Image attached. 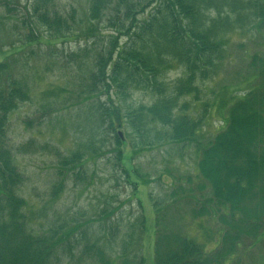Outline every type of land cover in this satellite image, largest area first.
Here are the masks:
<instances>
[{"label":"trees","instance_id":"16d2710c","mask_svg":"<svg viewBox=\"0 0 264 264\" xmlns=\"http://www.w3.org/2000/svg\"><path fill=\"white\" fill-rule=\"evenodd\" d=\"M6 1L0 0V4ZM88 1V20L99 22L107 14L109 27L115 34L109 39L110 50L95 55L91 80L85 85L87 98L98 102V119L104 123L107 117L110 119L107 133L119 129L120 125L115 128L114 123L120 120L126 124L129 135H136L138 140L128 149L130 155L143 144L145 148L191 146L198 153V176L211 193L205 199L197 198L182 186L172 192V204L181 201L188 209L190 217L186 220L189 221L184 218L183 224L190 227L195 224L194 229L198 231L195 238L181 233L177 221L174 226L171 224L168 216L172 204L152 203L154 264H242L239 258L242 250L264 245V55L250 56L248 65L252 73L249 80L245 77L249 85L241 83L225 96L223 91L214 99L212 107L219 108L222 116L219 118L221 130L213 139L200 141L197 133L208 106H204V115L198 121L183 114L182 109L186 107L179 108L177 102L189 96L198 100L194 97L200 93L198 83L215 76L233 58L228 49L232 33L248 36L250 32H264V0ZM33 12L48 39H66L75 29L76 38L85 41L83 51L91 53L86 46L99 37L98 30L89 27L84 33L78 32L73 9L62 15L42 4L40 8H33ZM139 15L144 18L137 20ZM36 28L35 23L29 24L24 45L43 39L36 35ZM118 37L125 39L120 47ZM173 64L182 68V78L165 85L161 78ZM8 68V63H0V264H59L55 261L58 252L70 253L72 241H78L77 233L86 231L87 224L58 227L41 235L34 230L38 220L16 194L22 177L6 142L9 117L28 99V91L21 81L7 76ZM241 85L243 90L238 88ZM127 87L151 95V104L122 111L116 99L124 100L129 95L125 91ZM102 95L106 97L105 102H101ZM113 139L116 162L126 181L135 189L138 182L145 184L132 167L130 155L121 151L126 140L122 141L117 134ZM82 156L77 153L61 158L60 177L75 169ZM131 177L135 181L128 180ZM61 183L53 186L51 201L59 195ZM204 188L200 187L201 192ZM106 210L100 211L105 222L102 229L115 242L118 229L112 226L110 217L116 209L110 213ZM209 218L217 229L216 234H209L207 227V233L204 231ZM135 221L133 226H137V235L141 236L136 238L137 230L133 228L122 233L115 256L110 254L114 243L102 244L97 237L83 246L80 257L88 259L90 264H145L140 247L147 231L146 222L142 217ZM82 238L79 235V240ZM207 245L212 248L206 249Z\"/></svg>","mask_w":264,"mask_h":264},{"label":"rangeland","instance_id":"374dc122","mask_svg":"<svg viewBox=\"0 0 264 264\" xmlns=\"http://www.w3.org/2000/svg\"><path fill=\"white\" fill-rule=\"evenodd\" d=\"M42 4L48 10L62 15H67L73 9L78 32L84 33L89 27L98 30L96 32L99 37L86 46L91 53L83 51L85 41L76 38L78 35L73 34L75 29L72 34H67L66 39H48L33 12V8H40ZM88 7V0H8L0 4V63H8L7 76L21 81L28 91V99L10 115L6 134L13 163L22 177L16 194L27 203L29 211L33 210L32 215L38 220L34 230L40 235L58 227H73L86 222V231L77 233L78 241H72L71 252H58L55 261L59 264H90L88 259L80 256L83 246L97 237L102 244L107 241L111 245L114 243L110 254L115 256L117 249H120L117 241L121 239L122 233L133 228L138 234L137 226L133 224L139 217L145 218L147 230L143 235L140 251L145 264H154L152 233L155 225L152 203L164 201L172 204V192L180 186L197 198L201 196L205 199L211 193L198 176V153L191 146L145 148L147 146L143 144L138 145L133 150L135 154L130 155L128 149L138 138L132 133L129 135L130 131L128 132L124 122H113L115 128L118 125L120 128L112 134L107 133L106 128L111 123L107 122L110 119L107 117L105 123L98 119V102L87 98L88 88L85 85L91 80L95 55L110 50L109 39L115 34L109 27L110 16L106 14V18L101 21L90 22ZM41 11L42 8L38 13ZM142 18L143 15L137 16V20ZM30 23L32 26L36 24L35 33L43 39L38 43L24 45ZM230 40L228 49L233 58L218 69L215 76L198 83L200 93L194 96L198 100L189 96L179 98L177 102L179 108L186 107L184 110L181 108L183 114L198 121L204 115V106H208L197 131L200 141L213 139L221 130L219 118L222 111L212 107L214 99L219 98L221 92L224 91L225 96L239 84L247 82L245 77L248 79L252 73L248 65L250 56L264 55V32H250L248 36L232 33ZM124 42V37H118L117 46H122ZM70 56L75 59H69ZM104 66L105 64L101 69ZM182 72V68L173 64L161 79L165 85H172L182 78ZM245 84L249 85V82ZM241 86L238 88L243 90V85ZM125 91L129 95L124 100L116 99L122 111L128 107L135 109L138 106H149L152 102L151 95L135 87H127ZM101 98V102L106 101L104 95ZM108 132L112 131L109 129ZM116 134H121L119 138L122 141L126 140L121 151L126 156L130 155L132 167L145 182H138L136 189L126 181L125 174L116 162L113 139ZM77 153L83 155L80 164L60 177L61 158H69ZM128 180L135 181L134 177ZM58 182H62L59 195L56 200L51 201L52 188ZM201 186L205 187L202 192ZM180 199L178 197V201ZM177 203L171 205L168 216L171 224L174 226L177 221V228L181 229V233L188 238H195L198 233L194 229L195 224L193 227L183 224L184 218L186 220L190 217L188 209L183 202ZM105 208L106 213L116 209V213L110 217L112 226L115 225L118 229L119 239H115V242L102 229L105 222H102L100 211ZM206 222L204 231L216 234L213 221L209 218ZM79 235L84 239L79 240ZM140 236L137 235L136 238ZM137 242L138 240L134 245ZM211 248V245L206 247L208 250ZM245 250L239 256L242 264H262L264 245ZM105 252L107 254V249Z\"/></svg>","mask_w":264,"mask_h":264},{"label":"water","instance_id":"95a60500","mask_svg":"<svg viewBox=\"0 0 264 264\" xmlns=\"http://www.w3.org/2000/svg\"><path fill=\"white\" fill-rule=\"evenodd\" d=\"M119 137H121V134H119Z\"/></svg>","mask_w":264,"mask_h":264}]
</instances>
